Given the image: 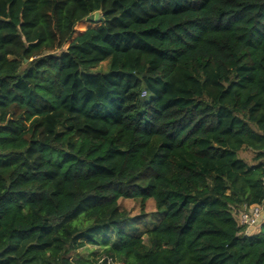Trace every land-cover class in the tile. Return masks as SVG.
I'll use <instances>...</instances> for the list:
<instances>
[{"label": "trees", "instance_id": "trees-1", "mask_svg": "<svg viewBox=\"0 0 264 264\" xmlns=\"http://www.w3.org/2000/svg\"><path fill=\"white\" fill-rule=\"evenodd\" d=\"M263 203L264 0H0V264H264Z\"/></svg>", "mask_w": 264, "mask_h": 264}, {"label": "rangeland", "instance_id": "rangeland-1", "mask_svg": "<svg viewBox=\"0 0 264 264\" xmlns=\"http://www.w3.org/2000/svg\"><path fill=\"white\" fill-rule=\"evenodd\" d=\"M107 67L106 62L101 64L98 68H96V71L105 70ZM146 95V94H144ZM241 156L245 158L248 162H252L253 155L248 153H242ZM123 209L127 210L130 213V217L137 218L142 215L141 213V205L136 201H121L120 202ZM157 212L155 203L148 202L146 205L145 213L148 215L147 217H150L152 215H155ZM264 226V223H263ZM261 229V227H260ZM262 230V229H261ZM103 249L100 247H93V246H86L83 249L77 251L73 255L74 260H85L86 259H103ZM109 263V262H108ZM124 263V262H123ZM125 264V263H124Z\"/></svg>", "mask_w": 264, "mask_h": 264}, {"label": "built area", "instance_id": "built-area-1", "mask_svg": "<svg viewBox=\"0 0 264 264\" xmlns=\"http://www.w3.org/2000/svg\"><path fill=\"white\" fill-rule=\"evenodd\" d=\"M263 207L261 205L246 206L238 214V222L245 227V236L250 232L259 230L263 223ZM109 264H124L109 260Z\"/></svg>", "mask_w": 264, "mask_h": 264}, {"label": "crops", "instance_id": "crops-1", "mask_svg": "<svg viewBox=\"0 0 264 264\" xmlns=\"http://www.w3.org/2000/svg\"><path fill=\"white\" fill-rule=\"evenodd\" d=\"M262 207H263V220H264V203H263ZM263 223H264V221H263ZM263 223H262V226H263ZM262 226H261V229H262ZM261 229L250 232L248 236H254V235L259 234L261 232Z\"/></svg>", "mask_w": 264, "mask_h": 264}, {"label": "water", "instance_id": "water-1", "mask_svg": "<svg viewBox=\"0 0 264 264\" xmlns=\"http://www.w3.org/2000/svg\"><path fill=\"white\" fill-rule=\"evenodd\" d=\"M100 15H101V12H97L94 16L88 18L87 21L91 20V19H94L95 21H98L99 18H100Z\"/></svg>", "mask_w": 264, "mask_h": 264}]
</instances>
